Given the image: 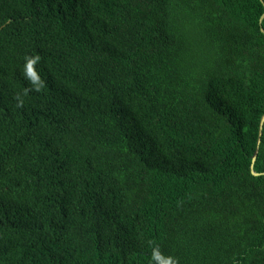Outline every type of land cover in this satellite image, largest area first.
I'll use <instances>...</instances> for the list:
<instances>
[{
	"label": "trees",
	"instance_id": "1",
	"mask_svg": "<svg viewBox=\"0 0 264 264\" xmlns=\"http://www.w3.org/2000/svg\"><path fill=\"white\" fill-rule=\"evenodd\" d=\"M263 14L0 0V264H264Z\"/></svg>",
	"mask_w": 264,
	"mask_h": 264
},
{
	"label": "clouds",
	"instance_id": "2",
	"mask_svg": "<svg viewBox=\"0 0 264 264\" xmlns=\"http://www.w3.org/2000/svg\"><path fill=\"white\" fill-rule=\"evenodd\" d=\"M39 60H40V56L38 55L34 59L28 58V64H27L28 74L30 77L34 79V81L38 80L39 78L36 77V74L33 71V65H35ZM153 259L156 261H160V264H177V261L172 257L167 258V260H163L159 251H155L153 253Z\"/></svg>",
	"mask_w": 264,
	"mask_h": 264
},
{
	"label": "water",
	"instance_id": "3",
	"mask_svg": "<svg viewBox=\"0 0 264 264\" xmlns=\"http://www.w3.org/2000/svg\"><path fill=\"white\" fill-rule=\"evenodd\" d=\"M263 19H264V14H263L262 17H261V23H262ZM262 31H264V28H262ZM263 127H264V114H263V116H262V118H261V123H260V131H259V138H258V146H257V149H256L255 154H254V157H253V165H252V168H253V169H254V163H255V161H256V159H257V156H258V153H259V147H260V144H261V139H262V134H263ZM253 172H254V174H258V173L255 172L254 170H253Z\"/></svg>",
	"mask_w": 264,
	"mask_h": 264
}]
</instances>
